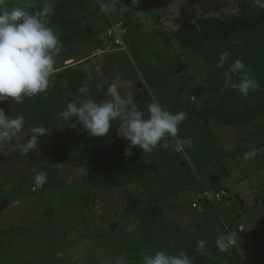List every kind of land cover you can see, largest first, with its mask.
Wrapping results in <instances>:
<instances>
[{"label": "rangeland", "instance_id": "1", "mask_svg": "<svg viewBox=\"0 0 264 264\" xmlns=\"http://www.w3.org/2000/svg\"><path fill=\"white\" fill-rule=\"evenodd\" d=\"M9 4L37 13L53 6L49 19L59 27L62 45L45 93L19 104L11 98L0 103L6 114H22L26 122L16 137L0 142V231L11 228L16 234L14 242L11 234L0 236V264H142L145 255L158 251L186 252L195 264H264V116L238 127L218 124L219 100L234 78L226 83L221 74L222 52H196L172 36L182 22L203 15L245 16L250 25L241 39L258 43L262 23L249 17L246 1L140 0L131 8V0H121L109 14L101 11L100 0ZM115 19L131 25L128 52L86 61L99 50V41L106 42L107 25ZM79 62L89 73L83 89L96 101L110 99L108 86L116 83L122 96L132 95L141 107L155 98L173 113L184 111L187 118L178 137L190 138L191 146L175 151L176 138L151 153L135 146L132 152L145 164L142 172L111 187L94 186L74 149L78 138L89 134L75 117L66 121L59 116L67 102L83 95L68 91L64 78V69ZM42 100L51 102L45 115ZM36 125L50 133L23 155L17 145L30 138ZM117 128L118 122L107 136L95 137L103 151L112 153L119 144L128 147L127 140L117 137ZM252 149L255 158L245 160L244 153ZM40 171L48 181L34 191L33 177ZM200 184L227 194L230 207H218L221 217L202 206L194 208L199 195L193 187ZM84 193L91 194V202L82 200ZM128 194L146 203L137 214L127 209ZM238 225L245 227L247 240L243 256L233 259V251H221L216 239L226 227ZM198 240L207 245L197 249Z\"/></svg>", "mask_w": 264, "mask_h": 264}, {"label": "clouds", "instance_id": "2", "mask_svg": "<svg viewBox=\"0 0 264 264\" xmlns=\"http://www.w3.org/2000/svg\"><path fill=\"white\" fill-rule=\"evenodd\" d=\"M260 8H264V0H255ZM140 0H131V8H135ZM121 0H100V9L105 14L115 12ZM54 7L45 6L37 12H30L24 7L11 5L9 0H0V103L11 98L13 103H22L25 98L45 93L50 85V78L55 72L56 56L60 51L62 40L59 27L53 26L50 16ZM229 53L222 52L218 66L228 60ZM240 75L238 83L230 86L238 90L244 97L259 89L255 74L246 68L242 60L232 62L230 69L224 73L226 83L232 75ZM76 100L67 102L59 116L66 121L75 117L91 137H105L110 128L117 125V137L127 140L125 155L131 156L133 148L151 153L157 147L167 148L169 141L175 139V151L182 152L185 145L191 146L190 138H179L180 125L186 120L184 111L173 113L155 98L146 107H141L132 95L122 96L116 83L108 86L110 99L96 101L84 89ZM25 116L13 118L0 107V142L10 141L25 128ZM30 138L17 145L21 154L27 155L40 144L41 137H47L50 128L36 125L30 129ZM256 149L244 153L245 160L254 159ZM35 191L48 181L46 172L40 171L33 177ZM231 236L220 234L216 245L221 251L230 246ZM207 241L198 240L197 249H203ZM118 264H126L120 260ZM142 264H195L194 257L186 252L170 254L158 251L154 255H145Z\"/></svg>", "mask_w": 264, "mask_h": 264}, {"label": "trees", "instance_id": "3", "mask_svg": "<svg viewBox=\"0 0 264 264\" xmlns=\"http://www.w3.org/2000/svg\"><path fill=\"white\" fill-rule=\"evenodd\" d=\"M245 1L249 8V17L262 23L258 43L241 39L250 25L249 19L245 16L220 17L214 15L206 17L203 15L195 22H182L172 32V36L178 45L184 48H189L196 52L201 50H205V52L227 51L229 58L221 66L222 75L230 69L232 62L237 59L242 60L246 68L255 74L260 87L256 91L250 92L248 97H244L230 85L221 96L216 109V122L228 127L251 124L264 116V8L258 7L255 0ZM116 20L120 19L112 21ZM100 45L98 47H101ZM83 65L84 63L64 69L66 89L72 93H79V90L83 89L85 83L89 80V73ZM184 66L182 65V68ZM240 75L242 73L232 75L234 78L230 84L238 83ZM34 101L35 99L32 102ZM50 103L44 100L41 101L40 112L42 115L47 114L48 110H50ZM28 110V105H25L23 108L24 114H27ZM26 118L28 119L27 116ZM99 143L96 138L83 134L74 144V149L82 161L90 182L94 186L111 187L119 184L127 176L139 174L144 170V161L140 160L136 154L132 152L131 156L125 155L127 147L124 144H119L112 153H107L102 150ZM193 188L199 196L205 190H216L215 187H207L204 184L194 185ZM81 198L85 203H89L93 199L91 194L88 193L82 194ZM128 199L130 204L127 209L132 214H137L141 208L146 206L142 199L133 194H128ZM200 202L205 209L216 211L217 215L221 217L218 207L223 205L212 206L201 200V198ZM10 234L11 238H9V241L14 242L16 234L11 232V228L0 231V236L3 237ZM226 234H228V230ZM1 246H3V241L0 240Z\"/></svg>", "mask_w": 264, "mask_h": 264}, {"label": "built area", "instance_id": "4", "mask_svg": "<svg viewBox=\"0 0 264 264\" xmlns=\"http://www.w3.org/2000/svg\"><path fill=\"white\" fill-rule=\"evenodd\" d=\"M130 32L131 26L127 21L122 19L110 21L109 25H107L105 33L107 40L104 43L103 47L99 48V50L95 52L94 56L115 52H128L127 39L130 35ZM200 198L201 200L212 206L223 205L225 207H230V201L227 199V195H224L222 192L216 191L214 189L205 190L199 196V203L194 204V208L202 206ZM245 231L246 229L243 225H238L236 226V228L228 230L227 237L231 236L233 238L230 241V249L237 250L239 248L237 238Z\"/></svg>", "mask_w": 264, "mask_h": 264}, {"label": "crops", "instance_id": "5", "mask_svg": "<svg viewBox=\"0 0 264 264\" xmlns=\"http://www.w3.org/2000/svg\"><path fill=\"white\" fill-rule=\"evenodd\" d=\"M122 20H126V19H122ZM127 21V20H126ZM129 23V22H128ZM131 26V25H130ZM132 30V29H131ZM129 38V37H128ZM104 43L105 42H101V41H99V44H101L100 46L101 47H103V45H104ZM99 44H98V46H99ZM100 47V48H101ZM116 53V52H115ZM93 54V55H92ZM94 54H95V52L94 53H91V55L88 57V58H84L86 61L88 60V59H90V58H92L93 56H94ZM109 54V53H108ZM71 59H69V61H70ZM81 60H83V59H81ZM83 62V61H82ZM82 62H79V65L82 63ZM78 64H75L74 66H77ZM56 71H57V69H55V72L52 74V75H54V74H56ZM203 210H208V209H205L204 207H203ZM229 227H226V231H225V236L227 237V229H228ZM238 243H239V248L237 249V250H234V249H231L233 252H231L230 253V257H233V259H234V256L235 257H240V256H243V252L245 253V242H246V240H247V236H246V231L244 232V234L243 235H239L238 236ZM245 241V242H244ZM250 254V253H249ZM233 255V256H232Z\"/></svg>", "mask_w": 264, "mask_h": 264}]
</instances>
